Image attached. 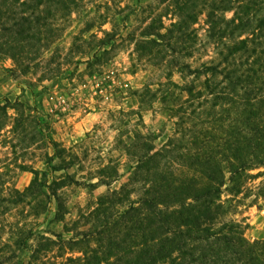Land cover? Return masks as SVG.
<instances>
[{
  "label": "trees",
  "instance_id": "trees-1",
  "mask_svg": "<svg viewBox=\"0 0 264 264\" xmlns=\"http://www.w3.org/2000/svg\"><path fill=\"white\" fill-rule=\"evenodd\" d=\"M94 1L0 0V47L28 71L37 61L28 56L32 44L25 40L61 38L73 14ZM152 1L163 11L129 35L138 39L136 44L150 43V58L168 51L167 61L163 57L156 64L170 68L174 135L159 146V134L141 123L146 98H160L159 90L154 93L147 85L138 128L121 139L120 157L100 166L88 178L98 181L89 182L67 171L73 160L66 159L53 135L40 131L44 144L55 151L44 153L46 170L21 165L34 174L25 189L6 185L7 171L0 167V264H45L51 253L64 264H264V240L250 241L239 222L222 218L225 190L239 192L248 171L264 167V0ZM202 15L207 39H200L196 27ZM97 18L100 28L109 20L105 14ZM92 28L75 39H100L107 47L120 34L113 22L104 36L86 38ZM208 47H213V58L193 67L189 60ZM175 70L182 74L181 83L172 79ZM11 108L16 116L10 131L17 135L23 128L32 141L42 126L40 117L9 98L0 102V133L9 125ZM56 158L60 163H53ZM61 172L66 173L57 175ZM125 176L118 187L112 186ZM72 184L109 189L66 222L63 190ZM260 194L264 196V180ZM52 212L51 221L64 227L40 229Z\"/></svg>",
  "mask_w": 264,
  "mask_h": 264
},
{
  "label": "rangeland",
  "instance_id": "rangeland-1",
  "mask_svg": "<svg viewBox=\"0 0 264 264\" xmlns=\"http://www.w3.org/2000/svg\"><path fill=\"white\" fill-rule=\"evenodd\" d=\"M126 6L136 10L129 12V8L124 9ZM161 11L163 6L152 0H141V3L137 0L90 2L73 14L71 26L61 38L25 40L27 44H32L27 49L28 56L37 61L32 63L28 71L16 65L8 49L0 47L1 104L5 103L6 98L12 102H24L33 115L40 117L42 124L41 128H36L32 141L29 140L30 135L23 133V128L16 135L10 131L16 110L9 109V125L0 133V167L7 171L6 185L23 190L31 183L34 174L22 169L23 164L47 169L44 153L47 150L54 153L55 149L44 144L40 131H44L46 136L53 135L59 147L66 150V159L73 160V165L67 170L69 173H76V177L82 181H98V177L92 180L88 178L111 158L120 157L123 145L121 139L134 134V129L138 128V110L144 94L142 90L147 85L154 93L158 89L160 98L153 102L146 98L141 123L159 134V146L167 143L175 133L177 117L169 111L173 100L170 94L172 85L168 83L170 68H166L164 63H156H160L163 57L167 61L168 51L162 50L150 58L146 51L150 43L136 44L138 39H131L132 35H129L135 28L149 23L151 15ZM101 14H105L109 20L100 28L101 20L97 16ZM232 15V12L228 13L229 18ZM93 16H96L95 20L91 18ZM164 20L170 23L169 19ZM205 21L206 17L202 15L196 25L200 28V39H207ZM113 22L118 23L120 34L107 47L100 45V39H75L90 25L93 28L85 37L89 38L92 33L102 37L104 30H110ZM212 49L197 50L189 60L193 61V67L212 59ZM172 79L181 83V72L175 70ZM32 127L35 128L29 126V129ZM24 136L26 140H22ZM28 142L35 144L28 146ZM60 161L56 158L53 163ZM261 171H264V167L248 171L239 192L233 194L225 190L222 196V218L239 222L250 241L264 240V196L260 194L264 175L258 176ZM125 179L126 176L112 186L118 187ZM108 189L107 185H100L96 189L84 185H67L63 190L69 207L66 222L77 218L79 209L94 203ZM53 215L52 212L45 220L41 218L44 221L40 229L54 226L61 230L64 227L63 223L54 224L51 221ZM49 257L45 259V264H64V259L55 256V253L49 254Z\"/></svg>",
  "mask_w": 264,
  "mask_h": 264
}]
</instances>
